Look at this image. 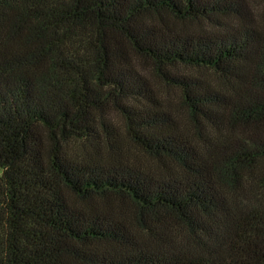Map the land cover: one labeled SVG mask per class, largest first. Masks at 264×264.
I'll return each mask as SVG.
<instances>
[{"label": "trees", "instance_id": "trees-1", "mask_svg": "<svg viewBox=\"0 0 264 264\" xmlns=\"http://www.w3.org/2000/svg\"><path fill=\"white\" fill-rule=\"evenodd\" d=\"M258 4L0 0V264H264Z\"/></svg>", "mask_w": 264, "mask_h": 264}, {"label": "rangeland", "instance_id": "rangeland-1", "mask_svg": "<svg viewBox=\"0 0 264 264\" xmlns=\"http://www.w3.org/2000/svg\"><path fill=\"white\" fill-rule=\"evenodd\" d=\"M248 1H250L251 3H254V4H258L256 1H259V3H260L262 6H264V0H248ZM258 5H259V4H258ZM261 5H259L260 8H262ZM169 97H170L171 99H174V97L172 96V94H170Z\"/></svg>", "mask_w": 264, "mask_h": 264}]
</instances>
